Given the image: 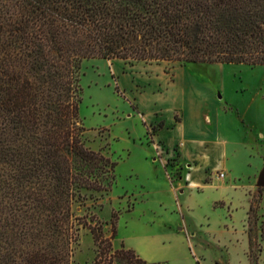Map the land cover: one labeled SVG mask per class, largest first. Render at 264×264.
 <instances>
[{"label": "trees", "instance_id": "1", "mask_svg": "<svg viewBox=\"0 0 264 264\" xmlns=\"http://www.w3.org/2000/svg\"><path fill=\"white\" fill-rule=\"evenodd\" d=\"M87 59L264 65V0H0V264H78L80 228L88 264H150L113 249L116 211L109 236L74 211L112 188L117 165L84 137Z\"/></svg>", "mask_w": 264, "mask_h": 264}, {"label": "rangeland", "instance_id": "2", "mask_svg": "<svg viewBox=\"0 0 264 264\" xmlns=\"http://www.w3.org/2000/svg\"><path fill=\"white\" fill-rule=\"evenodd\" d=\"M80 84L83 93L79 115L85 127L86 144L95 150L101 149L117 161V165L112 188L76 205L77 215H86L92 224L100 223L103 235L109 236L111 214L116 211V236L123 235L125 211L138 199L142 181L148 180L151 174L147 160L159 163L166 178L173 183L183 171L189 170L185 164L190 162L179 160V145L167 148L156 136L159 124L162 123L163 128L165 123L156 120L148 124L145 120H153L158 112L169 121L176 103L194 97L198 99L194 105L210 114V128L217 127L225 141V155L218 150L211 162L225 161L226 180L236 178L247 187V192L237 190L236 194L229 195L233 196L234 204V228L227 232L233 236L229 243L219 247L203 228H197L192 240L203 249L199 261L203 264H209V260L211 264H251L247 234L250 229L251 237L257 243L254 250L256 264H264V240L260 237L264 220V186L256 185L264 167V65L87 59L81 64ZM193 90L194 94H187ZM207 92L212 93L213 99ZM174 118L181 120L180 109L174 112ZM185 130V127L169 128L161 136L166 144H172L181 141L185 133L187 135ZM193 151L191 143H183L184 153ZM215 172L211 174L215 175ZM159 197L160 194H154L148 203L156 211L155 201ZM247 201L248 210L252 208L250 217L248 214L245 217ZM139 210L132 219L135 230L143 232L145 219L138 218ZM213 215L212 212L209 214L210 217ZM169 223L168 217H162V222L157 221L154 227L162 232ZM121 244L115 238L112 240L113 249L121 248ZM95 253L96 245L89 229L80 228L73 244V262L88 264Z\"/></svg>", "mask_w": 264, "mask_h": 264}, {"label": "crops", "instance_id": "3", "mask_svg": "<svg viewBox=\"0 0 264 264\" xmlns=\"http://www.w3.org/2000/svg\"><path fill=\"white\" fill-rule=\"evenodd\" d=\"M194 93V90L187 92L189 95ZM207 95L213 99L211 92H207ZM197 101L198 99L190 97L176 103L172 119L169 121L163 119L162 114L158 112L155 113L153 120H145L148 124L156 120L165 123L163 128L159 127L156 136L167 148L178 144L179 160L191 164L189 170L183 171L180 178L173 183L166 178L159 163L147 160L151 174L148 180L142 181V192L137 195L138 199H135L133 206L125 211L127 215L124 218L125 234L116 236L115 240L133 249L150 264H203L199 261V256L204 253L203 249L192 240V237L196 236L197 228H203L217 246H225L231 241L232 236L227 232L234 228L233 196L229 195L236 194L237 190L247 192L246 185L239 183L236 178L226 180L225 161L218 164L211 162V157L216 151L220 150L225 155L223 148L225 141L221 139L217 127L210 128L209 125H212L210 114L204 113L201 106L194 105ZM140 109L142 111L141 107ZM177 109L182 112L180 121L174 118ZM142 112L144 115V111ZM177 127H185L187 135L185 133V137L179 142L166 144L161 136L162 132ZM185 142L193 146L192 153L183 152ZM214 171H222L225 176L218 178L211 174ZM195 189L197 193L194 192ZM154 194H160L155 201L158 211L148 205ZM248 207L247 201L245 217ZM137 209H140L138 218L145 219L143 232L135 230L136 225L132 219ZM211 212L214 214L213 217L209 216ZM162 217H168L170 223L160 232L154 224L157 221L162 222ZM208 262L211 264L210 260Z\"/></svg>", "mask_w": 264, "mask_h": 264}, {"label": "water", "instance_id": "4", "mask_svg": "<svg viewBox=\"0 0 264 264\" xmlns=\"http://www.w3.org/2000/svg\"><path fill=\"white\" fill-rule=\"evenodd\" d=\"M256 185L258 187H263L264 186V167L263 169L261 170L258 178H257V182H256Z\"/></svg>", "mask_w": 264, "mask_h": 264}, {"label": "built area", "instance_id": "5", "mask_svg": "<svg viewBox=\"0 0 264 264\" xmlns=\"http://www.w3.org/2000/svg\"><path fill=\"white\" fill-rule=\"evenodd\" d=\"M185 166H186V168L189 169L191 167V164L190 163H186ZM215 176L218 177V178H223L225 176V174L222 171H216L215 172Z\"/></svg>", "mask_w": 264, "mask_h": 264}]
</instances>
